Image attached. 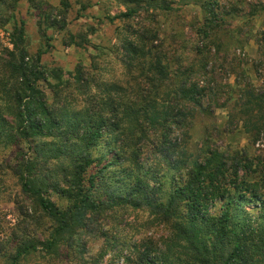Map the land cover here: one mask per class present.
<instances>
[{
	"label": "trees",
	"instance_id": "1",
	"mask_svg": "<svg viewBox=\"0 0 264 264\" xmlns=\"http://www.w3.org/2000/svg\"><path fill=\"white\" fill-rule=\"evenodd\" d=\"M163 1L161 8L168 9ZM261 1L243 11L233 0H194L203 23L189 35L149 27L132 31L122 41V61L138 69L134 75L127 71L133 84L126 91L97 83L79 67L78 93L89 85L97 89L92 96L83 91L82 107H73L71 92L63 95L69 85H51L49 99L40 86L49 76L41 65L45 49L30 57L23 23H14L11 49L0 53V145L17 147L9 169L39 213L18 241L1 243L2 264H23L35 254L54 260L62 248L87 264L88 236L115 247L105 218L117 208L146 212L168 230L160 244L147 238L129 245V252L115 257L123 264H264V164L243 150L217 151L207 135L199 146L190 142L195 119L210 113L209 100L217 102L222 94L210 86L209 64L225 62L230 43L241 46L257 34L264 50V31L253 35L250 25L264 12ZM136 9L120 16L131 17ZM56 73L52 77L60 79ZM245 88L236 101L242 124L255 121L251 127L260 132L264 91ZM100 147L106 151L94 157ZM42 219L49 222L46 234L40 232Z\"/></svg>",
	"mask_w": 264,
	"mask_h": 264
},
{
	"label": "rangeland",
	"instance_id": "2",
	"mask_svg": "<svg viewBox=\"0 0 264 264\" xmlns=\"http://www.w3.org/2000/svg\"><path fill=\"white\" fill-rule=\"evenodd\" d=\"M165 1L168 9L161 8L164 6L163 0H0V53L4 48L11 49L9 39L14 23L16 26L23 23L24 46L30 57L45 49L41 55V65L47 69L49 76L48 83H40L41 88L52 99V86L69 85L63 89V95L69 96L71 92L75 99L73 107H82L86 95L83 91L92 96L97 89L89 85L88 90L82 89L78 93L74 83L76 69L81 67L88 74L84 76L93 77L97 83H115L128 91L133 82L127 71H132L134 75L138 69L135 66L127 69L123 63L122 59H126L122 41L132 31L149 27L166 32L170 29L173 32L185 31L189 35L191 30L202 25L203 12L194 0ZM227 1L224 0L226 4ZM233 1L243 11H249L247 4H256L259 0ZM128 8H137V12L131 17L120 16ZM251 21L253 35L264 31V12ZM238 22H232V26L239 25ZM70 37L78 46L70 44ZM258 39L257 34L241 46L230 43L227 60L217 62L213 67L209 64L207 77L210 86L215 84L222 94L217 102L209 100L210 113L200 114L195 119L190 142L199 146L207 135L210 137L208 144L216 147L217 151L235 154L243 150L260 166L264 164V129L255 132L251 127L255 121L243 126L240 108L236 105L243 88L258 93L264 91V50L259 46ZM56 72L60 79L54 78ZM210 94L207 92L208 97ZM208 97H205V102ZM16 149L15 145H0V245L5 243L7 246L18 241L24 226L30 229L35 226L34 221L39 213L31 201L22 195L17 176L9 169L8 159ZM105 151L101 147L96 148L93 156ZM50 198L57 205H63L55 194H51ZM117 209L105 218V228L111 237L114 235L115 247H107L103 237L88 236L85 251L87 264H123L121 258L115 260V257L119 253L129 252V245L140 244L147 238L160 244L167 236L168 230L153 223L148 213ZM41 222L40 232L46 234L49 222L43 219ZM66 249L62 248L59 258L54 260L46 261L35 254L23 264H84ZM3 255V251H0V264L3 263Z\"/></svg>",
	"mask_w": 264,
	"mask_h": 264
}]
</instances>
